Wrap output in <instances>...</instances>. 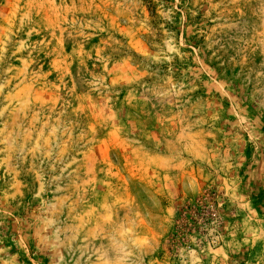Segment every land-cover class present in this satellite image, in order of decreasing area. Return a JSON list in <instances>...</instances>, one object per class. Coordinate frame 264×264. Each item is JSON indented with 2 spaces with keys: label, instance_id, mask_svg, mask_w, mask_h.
<instances>
[{
  "label": "rangeland",
  "instance_id": "1",
  "mask_svg": "<svg viewBox=\"0 0 264 264\" xmlns=\"http://www.w3.org/2000/svg\"><path fill=\"white\" fill-rule=\"evenodd\" d=\"M0 264H264V0H0Z\"/></svg>",
  "mask_w": 264,
  "mask_h": 264
},
{
  "label": "trees",
  "instance_id": "2",
  "mask_svg": "<svg viewBox=\"0 0 264 264\" xmlns=\"http://www.w3.org/2000/svg\"><path fill=\"white\" fill-rule=\"evenodd\" d=\"M202 213V211H200V210H192V209H188L187 211L184 209V210H182L178 215V218H179V227L180 226H186V222L188 221V220H193V218L195 217V218H200V217H202L203 216V214H201ZM197 223V222H196ZM189 230V229H188ZM183 232V231H182Z\"/></svg>",
  "mask_w": 264,
  "mask_h": 264
}]
</instances>
